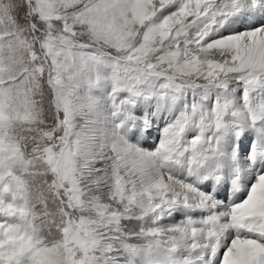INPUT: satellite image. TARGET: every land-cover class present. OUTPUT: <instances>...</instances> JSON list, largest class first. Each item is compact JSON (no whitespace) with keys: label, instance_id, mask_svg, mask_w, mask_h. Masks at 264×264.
I'll use <instances>...</instances> for the list:
<instances>
[{"label":"snow or ice","instance_id":"1","mask_svg":"<svg viewBox=\"0 0 264 264\" xmlns=\"http://www.w3.org/2000/svg\"><path fill=\"white\" fill-rule=\"evenodd\" d=\"M0 264H264V0H0Z\"/></svg>","mask_w":264,"mask_h":264}]
</instances>
